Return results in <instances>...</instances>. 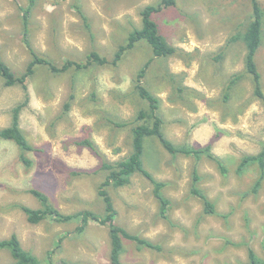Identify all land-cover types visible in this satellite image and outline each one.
I'll return each mask as SVG.
<instances>
[{
    "label": "rangeland",
    "instance_id": "374dc122",
    "mask_svg": "<svg viewBox=\"0 0 264 264\" xmlns=\"http://www.w3.org/2000/svg\"><path fill=\"white\" fill-rule=\"evenodd\" d=\"M257 1L263 25L256 64L264 92V0ZM161 2L0 0V64L21 76L31 62L23 27V11L29 8L31 48L61 66L68 60L85 62L93 51L112 61L128 34L141 28L140 11ZM75 6L86 14L90 29ZM251 15L252 0H175L153 15L176 49L171 57L155 58L142 41L116 66L96 64L61 74L40 66L27 91L6 87L0 78V129L10 126L13 109L24 105L20 126L32 147L24 151L0 139V239L16 234L42 264L50 256L54 264H111L107 226L90 222L78 233V219L32 224L19 205L41 209L31 193L37 190L64 214L88 210L104 215L98 190L105 174L99 168L104 160L116 162L131 152L132 125L140 109H148L134 92V80L151 61L144 84L159 99L165 137L175 146H210L214 158L172 155L157 139L146 140L144 167L167 183V218L160 214L153 185L141 175L133 176L128 186L107 191L116 224L162 250L124 240L122 263L245 264L249 248L264 260V177L256 188L259 166L253 163L239 171L245 157L264 147V103L246 72L245 44L229 43L245 31ZM234 74H243V79L225 101ZM123 122L129 126H116ZM85 140L93 143V150L80 145ZM194 187L214 204L216 215L204 213ZM12 263L9 251H0V264Z\"/></svg>",
    "mask_w": 264,
    "mask_h": 264
},
{
    "label": "trees",
    "instance_id": "16d2710c",
    "mask_svg": "<svg viewBox=\"0 0 264 264\" xmlns=\"http://www.w3.org/2000/svg\"><path fill=\"white\" fill-rule=\"evenodd\" d=\"M175 4V0H162L157 5H148L140 11L142 25L141 28H135L128 34L125 44L118 47L114 54L113 60L110 61L105 56H102L96 51L88 54L85 62H77L68 60L61 66L47 60L38 55L32 48L28 40L29 34V17L30 8L23 11V27L24 39L32 55V60L28 64L26 71L21 76L15 74L7 65L0 64V78L4 80L6 87L21 86L25 91L28 89V81L35 74L40 67H47L55 74L65 73L70 69L82 71L89 69L92 65H118L122 60L124 54L132 50L139 42H146L152 50L155 58H168L176 53L175 47L171 46L167 39L161 34L158 23L153 19V15L160 12L165 7H170ZM77 13L85 23L86 27L90 29L88 19L81 7L75 6ZM250 22L245 31L237 33L232 36L229 43L242 41L246 47L245 66L246 72L252 77L254 84V94L264 103V92L262 90L261 75L256 64V54L262 42V25H263V11L257 0H252V15ZM221 58V57H219ZM218 58V59H219ZM151 61L142 67L134 80V92L141 100L148 104V109H140L135 122L131 128V152L130 154L116 162L103 161L99 170L105 174V180L100 185L98 193L104 203V215H98L92 211H81L76 215H67L55 208L49 201V198L42 192L31 190V193L41 203V209H33L28 206L19 205V208L27 216V220L32 224H39L45 220H51L56 223H69L74 219H78V226L76 231L82 233L89 226L90 222H96L102 226H107L109 229L111 252V264H123L121 257L124 252V240L135 242L140 247L150 248L156 251H161L162 247L152 241L141 238L138 235L129 233L125 228L116 224L115 219L117 212L114 208L111 196L107 191V187L121 188L131 184V179L135 175H141L151 182L153 185V194L160 204V214L163 218H167L170 207V200L164 196L163 190L167 186L166 182L156 180L144 167L143 155L146 147V140L148 138L157 139L161 145L172 155L183 154L186 156H194L201 158L203 155L214 158L211 153L210 146L205 148H190L187 146H175L169 141L163 131V120L159 115V99L155 97L145 86L144 78ZM243 79V74H234L228 84L225 93V101L229 100L230 93L233 88ZM73 96H71V99ZM69 108V106L67 105ZM24 105L16 106L13 111L12 124L6 128L0 129V139L13 141L20 149L24 151H31L32 147L29 144L23 130L20 126V115ZM119 128L129 126L128 122L116 123ZM80 145L88 147L93 150L94 145L89 140L80 142ZM22 161L25 165L30 166L31 161L22 156ZM256 163L260 169V179L256 184V188L260 185L264 177V147L260 153L254 156L245 157L241 164L239 171L245 167ZM197 180V177H196ZM256 190V189H255ZM192 193L199 197L204 204V213L208 215H216V208L214 204L198 189H192ZM62 242V239H60ZM9 251L13 258L12 264H42L40 260L32 253L26 251L18 236L13 234L8 239H0V251ZM47 264H54L51 256ZM64 264V263H62ZM245 264H264V260L257 257L252 248L248 249V261Z\"/></svg>",
    "mask_w": 264,
    "mask_h": 264
}]
</instances>
